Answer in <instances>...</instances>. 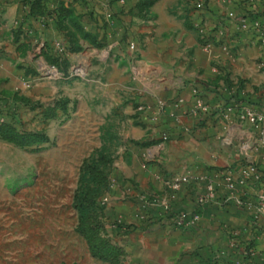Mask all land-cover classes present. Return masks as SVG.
Instances as JSON below:
<instances>
[{
    "label": "crops",
    "instance_id": "1",
    "mask_svg": "<svg viewBox=\"0 0 264 264\" xmlns=\"http://www.w3.org/2000/svg\"><path fill=\"white\" fill-rule=\"evenodd\" d=\"M29 1L34 3L31 13ZM237 1L0 0V91L23 90L35 80L37 91L28 96L45 101L51 95L46 88L53 84L52 94L68 101L71 124L84 132L85 141L100 147L102 128L117 133L118 150L127 154L120 156L121 162L138 166L137 195L168 196L176 208L199 214L196 224L179 228L171 212L164 223H159V209L135 213L128 223L138 231L132 235L135 264H227L221 258L230 251L221 218L236 225L244 222L248 228L256 224L251 220L257 217L253 204L220 199L264 193V146L259 155H253L256 148L249 149L251 154L242 160L233 143L237 130L247 134V143L256 140L257 133L234 111L216 109L224 104L225 92L230 95L239 86L243 94L264 100V47L254 30L244 31L229 17ZM61 4L68 11L56 12ZM87 32L98 35L99 47L81 37ZM67 35L76 42L68 41L64 52L58 43L67 42ZM207 41L213 42L209 49L204 47ZM77 44L81 49L74 47ZM35 46L41 58L63 69L59 77L34 76L26 70L23 60ZM73 66L79 67V74L65 76L64 69ZM198 97L210 108L201 119L191 114ZM140 105L148 109L140 111ZM161 107L164 111L152 129L149 118ZM164 132L167 139H162ZM93 133L98 141L92 140ZM221 135L226 138L221 140ZM248 163L258 167L261 178L227 188L224 175L238 177ZM183 175L188 182L181 189H168L167 180ZM209 180L216 183L217 199L200 203ZM119 205L115 211L128 213L125 203ZM150 218L149 229H143ZM259 219L264 228V216ZM250 238L243 244L255 245L251 264H264L262 230L258 238Z\"/></svg>",
    "mask_w": 264,
    "mask_h": 264
},
{
    "label": "rangeland",
    "instance_id": "2",
    "mask_svg": "<svg viewBox=\"0 0 264 264\" xmlns=\"http://www.w3.org/2000/svg\"><path fill=\"white\" fill-rule=\"evenodd\" d=\"M235 4V11L229 17L240 26L242 18L248 19V25L254 20L264 23V0H239ZM56 10L68 11V8L61 4ZM250 30L251 27L244 29ZM81 37L100 46L97 34L88 36L87 32ZM66 38L67 42L58 43V49L64 52L69 48L68 41L76 42L73 36ZM76 46L81 49L79 44ZM23 62L34 76L53 79L63 70L41 58L37 46ZM64 74L75 77L79 67H66ZM52 85L46 88L51 95L45 101L28 96L37 91L35 80L26 83L23 90L0 91L3 98L0 104V264H135L132 235L138 231L125 227L135 213L159 209L164 218L170 212L179 215L183 210L176 208L168 196L137 195L134 189L139 184L138 166L131 161L121 162L120 156L127 157V154L118 150L117 133L112 129L104 132L102 128L100 147L85 141L84 132L71 124L68 101L54 96ZM61 95L65 97L63 91ZM221 107L216 109H223L224 104ZM234 112L238 115L240 110ZM42 133L47 140H37L42 136L37 134ZM246 136L237 130L233 142L242 160L251 154L244 147ZM91 138L97 139L94 133ZM224 138L226 135L220 136L221 140ZM261 148L256 147L253 155H259ZM100 153L105 156L102 160H92ZM168 189L178 191L169 186ZM217 190L205 204L214 203ZM238 195L234 201L222 196L220 199L237 205L253 204L256 207L253 214L257 217L250 219L256 224L248 228L244 222L236 225L228 218H221L223 232L228 238L230 255L241 253L248 259L244 263L251 264L257 251L254 244L247 246L243 240L246 236L258 238L261 230L264 234L259 219L264 216V203L261 195L249 199L243 193ZM121 202L125 203L128 213L116 210L117 215L115 207ZM231 242H235V247H230ZM225 255L221 258L227 259ZM236 264L239 263L236 261Z\"/></svg>",
    "mask_w": 264,
    "mask_h": 264
},
{
    "label": "built area",
    "instance_id": "3",
    "mask_svg": "<svg viewBox=\"0 0 264 264\" xmlns=\"http://www.w3.org/2000/svg\"><path fill=\"white\" fill-rule=\"evenodd\" d=\"M230 1V0H225ZM248 19L242 18L240 20V24L244 29H247L251 27V30H254L255 33L258 34L259 40L261 42V45L264 47V23H260L258 20H254L250 25H248ZM213 46L212 41H207L204 44L205 48H211ZM131 47H134V44L131 43ZM182 101V100H181ZM222 108V107H221ZM148 109L144 105H140L138 107V110L144 111ZM150 109V108H149ZM209 106L206 105L200 97L196 98L194 105L191 109V114L196 118H203L204 114L209 112ZM224 110L228 111H234V110H240L238 113V118L240 121H248L251 123L252 127L254 128L255 132L257 133V139L253 140V142L246 143L244 147L247 149H255L258 146H264V107L258 108L254 107L253 105L244 104L242 102H238L235 106H226L224 104L223 107ZM164 111V107H161L157 112L153 113L150 116V123L153 126L152 129L155 128L157 123L160 120V114ZM219 111V110H217ZM170 115L172 117H176L175 112H171ZM168 133L164 132L162 133V139L168 138ZM254 178V181H258L261 178V173L253 163H248L246 168L242 171L241 175L238 177H234L231 172H227L224 175V180L227 184V186L230 189H235L238 185H245L247 182H249L250 179ZM188 182L187 176H176L172 177L171 179L167 180V185L174 189L179 190L181 189L182 185ZM216 191V183L213 180H209L207 184V191L204 195L200 197V203H206L209 199L214 197ZM262 201L264 203V193L261 194ZM190 216V219L187 220V217ZM199 214L195 211L191 213L182 212L179 215H176L174 218V225L176 227L182 228L190 225H194L199 221ZM235 242H231L230 247H235Z\"/></svg>",
    "mask_w": 264,
    "mask_h": 264
},
{
    "label": "trees",
    "instance_id": "4",
    "mask_svg": "<svg viewBox=\"0 0 264 264\" xmlns=\"http://www.w3.org/2000/svg\"><path fill=\"white\" fill-rule=\"evenodd\" d=\"M29 5H30V8H29V12L31 13L32 10H33V7H34V3L29 1ZM228 88V87H227ZM218 93H220L221 91H217ZM224 104L226 106H235L238 102H242L244 104H249V105H253L254 107H264V100L259 97V96H256V95H246V94H243L242 93V89H241V86H239L235 92H232L230 95L227 93V91L225 92L224 94ZM3 103V98L0 96V104ZM38 135H42L39 137V141H45L47 140V138L42 134H37ZM105 147V146H104ZM103 149V148H102ZM105 156H103L102 153H100V155H98L97 157H92V160L94 161H98V160H102V158H104ZM96 158V159H95ZM93 162V161H92ZM150 221H148V223L143 227V229H149V225L150 223H152L151 221V218L149 219ZM159 223H164V220H163V217H160L159 218ZM126 228H136V226H133V225H127L125 226ZM225 248H229L228 245H225ZM226 257H227V264H236L234 258H237V259H240V260H245L247 258V256L241 254V253H236V254H233V255H230V251L229 250H226Z\"/></svg>",
    "mask_w": 264,
    "mask_h": 264
}]
</instances>
